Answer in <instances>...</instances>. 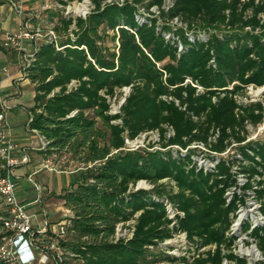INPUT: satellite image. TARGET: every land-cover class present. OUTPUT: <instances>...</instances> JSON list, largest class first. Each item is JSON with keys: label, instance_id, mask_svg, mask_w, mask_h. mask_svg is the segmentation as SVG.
I'll list each match as a JSON object with an SVG mask.
<instances>
[{"label": "trees", "instance_id": "trees-1", "mask_svg": "<svg viewBox=\"0 0 264 264\" xmlns=\"http://www.w3.org/2000/svg\"><path fill=\"white\" fill-rule=\"evenodd\" d=\"M102 1L76 21L73 37L72 19L61 17L55 30L62 27L66 39L43 43L28 75L36 84L29 127L45 136L44 152L93 164L61 194L70 211L58 239L62 264H222L236 210L226 197L232 165L242 158L247 173L264 172V143H245L247 125L264 121V105L236 100L248 87L264 88V0H177L159 16L149 9L164 0H148L147 13L144 0ZM175 17L187 29L172 25ZM123 87L131 91L111 114L109 99ZM155 130L161 149L125 150L126 136ZM211 136L216 153L232 142L239 148L227 158L211 155L215 168L201 167L187 147ZM140 181L151 187L137 188ZM132 220L133 236L117 238V225ZM180 232L188 244L176 255L165 241ZM255 235L264 251V228ZM209 245L214 252H200Z\"/></svg>", "mask_w": 264, "mask_h": 264}, {"label": "built area", "instance_id": "built-area-1", "mask_svg": "<svg viewBox=\"0 0 264 264\" xmlns=\"http://www.w3.org/2000/svg\"><path fill=\"white\" fill-rule=\"evenodd\" d=\"M38 7L31 10L17 7L16 12L21 18V29L17 34H8L1 42L0 47L8 50H14L17 53V61L21 69V77L29 78L30 68L35 60V55L43 43H56L58 42L57 31L55 24L51 23L50 26L44 27L43 22L47 21L48 14L51 12L58 13L61 17L72 19L69 32L70 36H74L73 29L76 28V21L78 19H87V17L95 9L93 0H37ZM126 1L131 0H103L101 6L108 4H124ZM177 0H164L161 8L158 5L150 7L149 11L155 16H159L161 11L171 10ZM264 22V14L262 15ZM38 21L39 25L33 27L32 21ZM175 27L187 29L188 25L181 20L180 17H175L170 22ZM169 36H167L168 38ZM253 90V87H248ZM262 88V87H261ZM18 92L21 89L17 85ZM263 89V88H262ZM260 90V89H259ZM122 94L118 105L113 104L110 108L111 114H118L121 112V107L124 104L126 97L129 95L131 88L123 87L119 90ZM198 91H202L198 88ZM262 94V92L260 93ZM259 95V94H258ZM116 95L113 99H117ZM164 100L171 98L167 96L162 97ZM111 99H109L110 101ZM236 100L240 104L248 103V100L241 102V96L237 95ZM9 105L7 98L0 97V160L3 163V174L0 176V264H62L64 262L61 249L58 245V239L65 235L64 224L67 222L66 217L70 215L67 209L66 215L54 227L50 226L48 221H42L39 227L32 223V218L27 212V206L24 204L16 193L15 168L26 165L32 161L28 148L19 149V146L14 142L12 136L7 132L8 122L7 113ZM33 115L30 117L32 121ZM120 122V121H115ZM258 131L250 136L248 134L245 141L256 140L258 134L264 130V121L258 126ZM167 136H173L174 130L172 127L166 126ZM36 135L39 149L46 151L48 142L38 130L31 129ZM155 134L157 135L156 141H160V135L157 130L147 131L139 134L136 138L131 139L125 137V150H137L139 148H148L155 150L154 147H146L139 141L142 135ZM217 136L209 137L208 141H196L187 147V150H195L198 154L196 158L197 164L201 167L215 168L216 161L209 159L211 155L216 158H227L235 152L239 144L232 142L231 146L222 153L212 151L211 146L216 141ZM161 149V148H159ZM54 157L55 154H50ZM248 162L239 159L232 165V173L235 177V183L226 192L227 202L231 203L236 201V210L231 214V224L226 233L228 239H232L230 247L225 248L221 246L222 252L225 255L222 264H264V251L259 245V240L255 233L257 230L264 228V195L260 192L264 189V172H258L251 175L242 169V165H247ZM93 166L89 164H79L77 170H88ZM57 163L54 158H46L41 163L40 169L36 172L28 174V178L36 183L37 201L42 202V187L36 182V173L41 170L61 172L64 173L65 169ZM69 171V170H68ZM141 184L151 187L145 181H140L137 188ZM148 187V188H149ZM169 214L174 217L176 211L168 205ZM44 215L46 212L44 211ZM183 215V212H181ZM135 221H128L120 223L116 228V237L131 238L134 233ZM179 243V250H185L188 244L186 232H180L171 239L165 241V244L172 245ZM173 253L178 250L174 246ZM216 245H209L202 247L200 252L211 251L214 252ZM180 252V251H179ZM232 255V258L229 257Z\"/></svg>", "mask_w": 264, "mask_h": 264}, {"label": "rangeland", "instance_id": "rangeland-1", "mask_svg": "<svg viewBox=\"0 0 264 264\" xmlns=\"http://www.w3.org/2000/svg\"><path fill=\"white\" fill-rule=\"evenodd\" d=\"M147 1L148 0H144L143 2H141L139 4L140 11L143 13H147V10H146ZM34 2H36V1L34 0ZM6 5L9 6V3L7 2ZM7 6H5V7L7 8ZM3 15L4 14L2 12H0V20L4 17ZM48 18L49 19H47L46 22L45 21L43 22L44 27L50 26L51 23H54L56 26L57 25L61 26L60 25L61 16L58 13H55L54 11L49 13ZM162 20L163 19H160L161 23H163ZM19 29H20L19 23H18V21H16L14 28L10 29V31H11L10 34H17L20 31ZM78 33H80V31ZM57 35H58L59 41L66 39V36H65L66 32L64 31V29L62 27H59ZM108 36L109 37L106 39V44L113 48L114 44L111 40V36H113V33L109 32ZM116 43H117V41H116ZM21 87H22V94L20 95V97L18 99L24 106L26 105V106H28V108L30 110H32V108L35 106L36 84H34L30 78H26L25 82L24 83L22 82ZM256 91H261L262 94H260L261 92L255 93ZM120 93L121 92L118 91V93H117L118 98L117 99H111L110 100V108H112L113 104H115V105L119 104V101H120L121 95H122ZM246 99L248 100V103L260 101L264 105V89L254 88L253 90H251V89L247 88L246 94L241 96V102H243ZM19 108L22 109L21 105L19 106ZM28 117H29L28 112H23V116L21 117L20 121H22V122L26 121V120H28ZM247 128H248L250 136L254 135L258 131L257 126L255 127V126L247 125ZM26 134H30V137L32 136L31 139H35L36 142L39 141L37 139L36 135L34 134V132L29 130L26 132ZM156 138H157V135H155V134H149L146 136L142 135L139 138V141L141 143H143L144 146H146V147L152 146L156 149H159V148H161L162 143H161V141H156ZM256 140L264 143V130L263 129L258 134V138ZM238 148H239V146H237L234 149H238ZM46 158H54V160L57 163L59 162V165L65 167V169L71 168L74 170V169H77L79 167V164L77 162L73 161L71 159V156L66 152H59V153H56L54 157L48 156ZM43 160H42V162H43ZM38 163L39 162H37V160L35 159L26 165H22V166L15 168L14 180L17 182V190L18 191L20 190V195H22L24 198L29 199L32 195H35L37 193L34 189V187L36 188V184L33 181L28 179V173H29V170L34 169V167H36L34 165H38ZM78 171H79V173L82 172V170H78ZM35 179H37L43 187L42 194H43L44 198H47L48 196H50L51 198L54 197V200H56V198L57 199L59 198L60 202L59 201L58 202H55V201L54 202H46L43 209H42V207H40L41 204L29 206V207H27V212L31 216L32 223L34 226L39 227V224L41 222L39 217L43 216V219H44L43 221H45V222L50 221V226L54 227L56 225V223L58 224L60 222V220L65 217L64 212H58L56 210V207L60 206L62 204L61 203L62 202L61 194L64 191V189H63L64 186H63L61 175H58V174H55L52 172L44 171L40 175H37L35 177ZM148 187L149 186L144 185V184H141L139 186V188H148ZM31 201H33V200H31ZM28 202H30V201H25L23 203L27 204ZM50 210H52L53 212L50 215L46 214L47 216H45L43 214V212H41V211L48 212ZM172 245L178 247V250L175 251L174 254L178 255L180 252H182V251L179 252V243H173Z\"/></svg>", "mask_w": 264, "mask_h": 264}, {"label": "crops", "instance_id": "crops-1", "mask_svg": "<svg viewBox=\"0 0 264 264\" xmlns=\"http://www.w3.org/2000/svg\"><path fill=\"white\" fill-rule=\"evenodd\" d=\"M13 1L17 4L16 5L17 7L22 6V8H24L25 10L35 9L39 5L37 0H35L36 2H34V0H0V12L4 14L3 15L4 17L0 20V44L2 40L8 34H10L11 32L10 29L14 28L16 21H18L20 29H21L22 20L16 12L15 5H13ZM7 2L9 3V6L6 5ZM5 6H7V8ZM31 25L33 27H36L37 25H39V22L36 20L32 21ZM21 75H22L21 69L17 61V53L14 50H8V49H4L0 47V97L7 98L8 105H9V111L7 113V122H8L9 127H7L6 129H7V132H9V129H10L9 133L12 136L14 142L18 144L19 149L28 148L32 161L36 159L37 162H39L38 165H34L36 166L34 167V169L29 170L28 174H30L40 169L42 160L50 155L40 150L38 146V141L36 142L35 139H31L32 136L30 137V134H26L27 131L29 130L32 131L31 128L29 127V121H30V117L32 116V110H30L28 106L26 105L24 106L18 99L20 95L22 94L21 84L22 82L24 83L26 80V78H22ZM17 85L21 89L20 93L18 92ZM20 105L22 109L19 108ZM23 112H28L29 117H28V120L22 122L20 120H21V117L23 116ZM68 170L64 173L52 171V173L61 175L63 186H64L63 189L69 188L74 182L80 180V177H81V173H79L77 169L73 170L70 168ZM44 171L45 170H41L39 171V173L37 172L36 176L40 175ZM46 172H51V171H46ZM36 182L39 183L37 179H36ZM15 183H16V193H17V196L20 198V200L22 202L30 201L26 204L27 207L33 206L36 204H41L40 207H42L43 209L46 202H54V201L60 202L59 198L58 199L56 198V200H54V197L51 198L50 196H48L47 198H44L43 194H42V202L37 201V193L35 195H32L29 199L24 198L22 195H20V190L19 191L17 190L16 181ZM34 189L36 191L35 187ZM56 210L58 212H64L66 215L67 209L64 207L63 203L60 206H57ZM41 212H43L44 214V211H41ZM52 212L53 211L50 210L46 212V214L50 215ZM39 218L41 222L44 220L43 216H40Z\"/></svg>", "mask_w": 264, "mask_h": 264}, {"label": "bare ground", "instance_id": "bare-ground-1", "mask_svg": "<svg viewBox=\"0 0 264 264\" xmlns=\"http://www.w3.org/2000/svg\"><path fill=\"white\" fill-rule=\"evenodd\" d=\"M264 89V88H263ZM261 91H256L255 93H260Z\"/></svg>", "mask_w": 264, "mask_h": 264}]
</instances>
